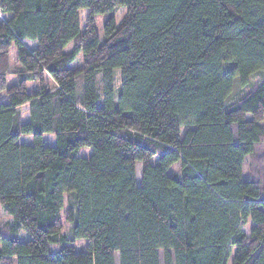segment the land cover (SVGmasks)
Wrapping results in <instances>:
<instances>
[{"label":"trees","instance_id":"obj_1","mask_svg":"<svg viewBox=\"0 0 264 264\" xmlns=\"http://www.w3.org/2000/svg\"><path fill=\"white\" fill-rule=\"evenodd\" d=\"M3 92L0 264H264V0H0Z\"/></svg>","mask_w":264,"mask_h":264},{"label":"rangeland","instance_id":"obj_2","mask_svg":"<svg viewBox=\"0 0 264 264\" xmlns=\"http://www.w3.org/2000/svg\"><path fill=\"white\" fill-rule=\"evenodd\" d=\"M126 12V7L125 6H119L117 12L115 13V21L116 23H119L122 20V17L124 15V13ZM88 16V9H81L79 11V19H80V29L81 31L84 29V26L86 24V18ZM95 22H96V29L98 32V35L100 37V40L102 41L104 39V23L103 20L101 18V16L96 15L95 18ZM25 43L32 48L36 43L35 42H30V41H25ZM70 48V46H68V49ZM13 53L16 54V49L13 47ZM81 61V60H80ZM80 61L79 59L72 64V67L74 68H79L80 65ZM13 62V60H12ZM100 78H101V74H98V84H100ZM120 71L116 70L115 72V84H119L120 83ZM16 82V77L14 75H11L8 77L7 79V86H10L11 84ZM37 87L36 84H34L33 82H29L28 83V88L30 91H33L35 88ZM99 90L100 86H99ZM8 103V98L5 92L0 94V106L3 104ZM29 107L28 105H25L22 107V112H23V123H28L30 122V118H29ZM184 134V131H182V135ZM20 141L24 142V143H29L32 144L33 143V135L32 134H28V135H22L20 137ZM43 141L46 145L48 146H56V138H55V134L53 132H44V137H43ZM93 153L92 148L90 147H83L79 150L78 155L79 156H83V157H89L91 156ZM176 170V168L174 169ZM140 164L137 165V184L141 183V179H140ZM61 219H62V223L64 226V231L66 234H68L70 232L71 229V224L69 222H67L65 220L64 217V209L61 212ZM13 220V217L11 214H9L1 205L0 203V229L2 230L3 233H5L6 231V226L8 224V222H11ZM244 230L246 232H248V228L246 226L243 227ZM31 238V235L27 232H21L20 234V240L22 241H26L29 240ZM69 243V242H66ZM88 243V240L86 239H81L78 240L77 242H74L73 245L75 246V250L76 251H81L82 247L84 246V244ZM62 246V244H57L56 246H54L53 248L55 249H59ZM116 263H118V255L116 257Z\"/></svg>","mask_w":264,"mask_h":264}]
</instances>
